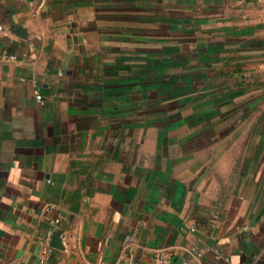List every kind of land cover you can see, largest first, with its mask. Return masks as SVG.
Here are the masks:
<instances>
[{"label": "crops", "instance_id": "0c3cea01", "mask_svg": "<svg viewBox=\"0 0 264 264\" xmlns=\"http://www.w3.org/2000/svg\"><path fill=\"white\" fill-rule=\"evenodd\" d=\"M0 25V264L57 230L44 264H264V0H0Z\"/></svg>", "mask_w": 264, "mask_h": 264}, {"label": "built area", "instance_id": "2783aa9c", "mask_svg": "<svg viewBox=\"0 0 264 264\" xmlns=\"http://www.w3.org/2000/svg\"><path fill=\"white\" fill-rule=\"evenodd\" d=\"M0 31H2V26L0 25ZM14 59L15 56L14 55H9L7 57H5V59ZM38 97V96H37ZM53 252V247L51 246H44V248L42 249V252L39 256V264H44L49 256L52 254ZM199 253H196L195 256H199ZM171 253L169 252L168 248H160L156 250V264H170L171 261ZM119 264H133V257L130 254L124 253L121 256V260L119 262Z\"/></svg>", "mask_w": 264, "mask_h": 264}, {"label": "water", "instance_id": "95a60500", "mask_svg": "<svg viewBox=\"0 0 264 264\" xmlns=\"http://www.w3.org/2000/svg\"><path fill=\"white\" fill-rule=\"evenodd\" d=\"M60 233H61L60 230L53 232L48 242L50 246L56 249L62 248Z\"/></svg>", "mask_w": 264, "mask_h": 264}]
</instances>
